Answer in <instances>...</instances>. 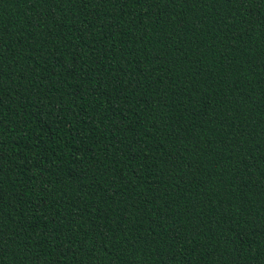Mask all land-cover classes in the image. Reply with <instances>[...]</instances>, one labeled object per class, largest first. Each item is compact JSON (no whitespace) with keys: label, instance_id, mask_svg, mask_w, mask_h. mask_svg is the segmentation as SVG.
Returning <instances> with one entry per match:
<instances>
[{"label":"trees","instance_id":"1","mask_svg":"<svg viewBox=\"0 0 264 264\" xmlns=\"http://www.w3.org/2000/svg\"><path fill=\"white\" fill-rule=\"evenodd\" d=\"M0 264H264V0H0Z\"/></svg>","mask_w":264,"mask_h":264}]
</instances>
